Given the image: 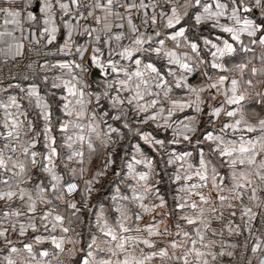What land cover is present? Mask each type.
<instances>
[{
  "label": "snow or ice",
  "instance_id": "obj_1",
  "mask_svg": "<svg viewBox=\"0 0 264 264\" xmlns=\"http://www.w3.org/2000/svg\"><path fill=\"white\" fill-rule=\"evenodd\" d=\"M0 264H264V0H0Z\"/></svg>",
  "mask_w": 264,
  "mask_h": 264
}]
</instances>
